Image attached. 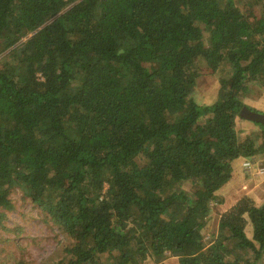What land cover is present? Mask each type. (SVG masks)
<instances>
[{"label":"trees","instance_id":"16d2710c","mask_svg":"<svg viewBox=\"0 0 264 264\" xmlns=\"http://www.w3.org/2000/svg\"><path fill=\"white\" fill-rule=\"evenodd\" d=\"M240 1L0 0V211L17 188L44 211L70 240L57 264L264 262V195L207 231L233 161L264 158V123L239 115H264L245 103L264 0Z\"/></svg>","mask_w":264,"mask_h":264},{"label":"rangeland","instance_id":"374dc122","mask_svg":"<svg viewBox=\"0 0 264 264\" xmlns=\"http://www.w3.org/2000/svg\"><path fill=\"white\" fill-rule=\"evenodd\" d=\"M243 1V0H242ZM236 5L241 8V3ZM256 0H248V6ZM24 40V39H23ZM22 40V41H23ZM2 54H0V58ZM225 76L229 75L226 70ZM218 74L204 72L196 79L191 98L199 105H208L215 101ZM246 104L253 109L264 111V90L250 85L246 93ZM239 139L255 130V126L240 120L236 125ZM258 171V170H257ZM256 173L259 182L264 185V173ZM247 174H254L246 172ZM189 189L185 184L182 186ZM10 199L13 205L11 211H0V264H57L62 256V249L70 244V240L48 217V215L34 206L29 198L20 190L15 189ZM218 207L213 212L209 225L214 228L215 219L220 214ZM212 232V231H211ZM204 236V244H208L210 237ZM104 264L109 262L103 259ZM151 264V263H150ZM162 264H177L173 257H167ZM258 264H264L263 261Z\"/></svg>","mask_w":264,"mask_h":264},{"label":"crops","instance_id":"0c3cea01","mask_svg":"<svg viewBox=\"0 0 264 264\" xmlns=\"http://www.w3.org/2000/svg\"><path fill=\"white\" fill-rule=\"evenodd\" d=\"M246 161L249 160L241 158L233 161L231 178L222 189L218 191L221 196V204H218L216 209L220 207V213L229 209L244 195L253 199H260L264 195V185H262V182H259V178L256 177V170L250 171L254 174H247L243 169V163ZM249 162L254 165L261 164L264 166V158L258 160L253 158Z\"/></svg>","mask_w":264,"mask_h":264},{"label":"water","instance_id":"95a60500","mask_svg":"<svg viewBox=\"0 0 264 264\" xmlns=\"http://www.w3.org/2000/svg\"><path fill=\"white\" fill-rule=\"evenodd\" d=\"M239 115L246 121H250L254 123H262V124L264 123V115L250 111L245 107L241 109Z\"/></svg>","mask_w":264,"mask_h":264},{"label":"built area","instance_id":"2783aa9c","mask_svg":"<svg viewBox=\"0 0 264 264\" xmlns=\"http://www.w3.org/2000/svg\"><path fill=\"white\" fill-rule=\"evenodd\" d=\"M252 167H253V164L251 162L246 161V162L243 163V169L246 172L252 171ZM257 170H258L257 172H259V174H263L264 173L263 169H261V168H257Z\"/></svg>","mask_w":264,"mask_h":264}]
</instances>
